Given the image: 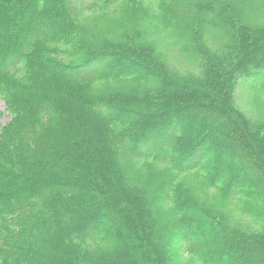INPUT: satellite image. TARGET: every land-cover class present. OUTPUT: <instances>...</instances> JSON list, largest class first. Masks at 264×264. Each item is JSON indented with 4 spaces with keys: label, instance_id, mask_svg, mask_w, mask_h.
<instances>
[{
    "label": "trees",
    "instance_id": "16d2710c",
    "mask_svg": "<svg viewBox=\"0 0 264 264\" xmlns=\"http://www.w3.org/2000/svg\"><path fill=\"white\" fill-rule=\"evenodd\" d=\"M246 83L264 0H0V264H264Z\"/></svg>",
    "mask_w": 264,
    "mask_h": 264
},
{
    "label": "rangeland",
    "instance_id": "374dc122",
    "mask_svg": "<svg viewBox=\"0 0 264 264\" xmlns=\"http://www.w3.org/2000/svg\"><path fill=\"white\" fill-rule=\"evenodd\" d=\"M170 62L175 63L177 66V63L180 65V69H184L186 66V59L183 57H180L179 55L173 53L170 56ZM248 83L242 84L238 89L236 90V98H237V104L241 108V110L252 120H259L261 117L264 116V94L259 95L256 100H253L252 97L250 98L248 95H252L251 90H248ZM9 118L7 112L5 111V105L4 102L0 99V123H4ZM226 167L223 165L221 166V170L225 171ZM179 184V190L182 189L183 191H189L193 188L197 190H201V186H203L204 182L200 175L194 174V175H187L182 177V179L178 182ZM209 191H204L202 194H208ZM209 195L214 196L217 200L221 199V196L217 193H211ZM238 203L235 202L231 204L229 202V205L227 208L230 210L231 214L235 218H240L241 220L250 221L249 218H244L241 215V212L239 211Z\"/></svg>",
    "mask_w": 264,
    "mask_h": 264
}]
</instances>
